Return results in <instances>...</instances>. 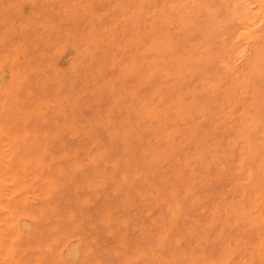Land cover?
Here are the masks:
<instances>
[{
	"label": "rangeland",
	"instance_id": "obj_1",
	"mask_svg": "<svg viewBox=\"0 0 264 264\" xmlns=\"http://www.w3.org/2000/svg\"><path fill=\"white\" fill-rule=\"evenodd\" d=\"M263 3L0 0V264H264Z\"/></svg>",
	"mask_w": 264,
	"mask_h": 264
},
{
	"label": "bare ground",
	"instance_id": "obj_2",
	"mask_svg": "<svg viewBox=\"0 0 264 264\" xmlns=\"http://www.w3.org/2000/svg\"><path fill=\"white\" fill-rule=\"evenodd\" d=\"M259 2H260V4H261V3L264 2V0H259ZM263 4H264V3H263ZM263 4H262V5H263ZM262 5H261V7H262ZM261 9H262V8H261ZM263 12H264V11H263ZM260 17H261V16H260ZM260 17H259V19H261ZM263 17H264V13H263ZM249 30H250V29H249ZM253 34H254V33H253ZM4 66H5V65H4ZM11 66H12V65H11ZM17 79H18V78H17ZM18 97H19V95H18ZM18 99H19V98H18ZM11 100H12V99H11ZM12 103H13V102H12ZM12 108H13V107H12ZM10 110H11V109H10ZM18 110H19V109H18ZM1 114H2V113H1ZM14 114H15V113H14ZM1 117H2V116H1ZM1 117H0V119H1ZM11 126H12V125H11ZM10 139H11V138H10ZM10 142H11V140H10ZM7 146H8V145H7ZM2 147H4V146H2ZM5 152H6V151H5ZM6 153H7V152H6ZM8 153H9V152H8ZM12 154H13V153H12ZM17 157H18V156H17ZM13 163H14V162H13ZM7 168H9V167L7 166ZM9 176H10V175H9ZM8 180H9V179H8ZM5 181H6V180H5ZM7 188H8V187H7ZM11 194H12V192H11ZM36 199H37V198H36ZM39 199H40V198H39ZM37 200H38V199H37ZM41 202H42V201H41ZM16 203H17V202H16ZM3 204H4V203H3ZM3 204H2V205H3ZM4 205H5V204H4ZM4 205H3V206H4ZM5 206H7V205H5ZM7 208H8V207H7ZM13 209H14V208H13ZM14 214H15V213H14ZM43 215H44V214H43ZM48 218H50V216H49ZM54 221H55V220H54ZM56 221H57V220H56ZM58 221H59V220H58ZM58 221H57V222H58ZM33 226H34V225H33ZM58 226H59V225H57V227H58ZM3 228H4V226H3ZM64 229H65V228H64ZM64 229H63V230H64ZM66 230H68V229H66ZM66 230H65V231H66ZM55 231H56V230H54V232H55ZM71 232H72V231H71ZM45 233H46V232H45ZM51 233H52V232H51ZM62 233H63V232H62ZM67 233H68V232H67ZM63 234H64V233H63ZM65 234H66V232H65ZM80 234H81V233H80ZM46 235H48V234H46ZM67 235H68V234H67ZM69 235H70V233H69ZM81 235H82V234H81ZM68 237H69V236H68ZM43 238H44V237H43ZM59 238H61V237H59ZM35 239H36V238H35ZM45 239H46V238H45ZM77 240H78V239H77ZM40 242H41V241H40ZM70 242H71V241H70ZM12 244H13V243H12ZM39 244H40V243H39ZM39 244H38V245H39ZM72 244H73V243H72ZM67 245H68V244H67ZM70 245H71V244H70ZM81 245H82V244H81ZM31 246H32V245H31ZM50 246H52V245H50ZM32 247H33V246H32ZM28 248H29V247H28ZM40 248H42V247H40ZM2 249H3V248H2ZM52 249H53V248H52ZM28 250H29V249H28ZM34 252H35V251H34ZM51 252H52V251H51ZM64 253H65V252H64ZM0 254H1V253H0ZM6 254H7V253H6ZM37 255H38V254H37ZM46 256H47V255H46ZM55 256H56V255H55ZM28 257H29V256H28ZM43 257H44V256H43ZM49 257H50V256H49ZM56 257H57V256H56ZM30 258H31V257H30ZM46 258H47V257H46ZM54 258H55V257H54ZM48 259H49V258H48ZM64 259H65V256H64ZM16 260H17V259H16ZM19 261H20V260H19ZM50 261L52 262V260H50ZM54 261H55V260H54ZM86 261H87V259H86ZM42 262H43V260H42ZM42 262H41V263H42ZM59 262H60V261H59ZM78 262H79V261H78ZM84 262H85V261H84ZM104 262H105V261H104ZM20 263H21V262H19V264H20ZM44 263H45V262H44ZM47 263H49V262H47ZM8 264H9V263H8ZM61 264H62V263H61ZM79 264H80V263H79Z\"/></svg>",
	"mask_w": 264,
	"mask_h": 264
}]
</instances>
